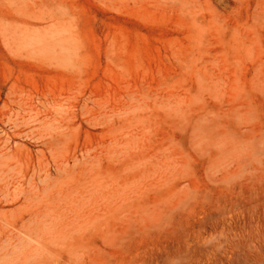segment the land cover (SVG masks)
I'll use <instances>...</instances> for the list:
<instances>
[{
    "label": "rangeland",
    "instance_id": "rangeland-1",
    "mask_svg": "<svg viewBox=\"0 0 264 264\" xmlns=\"http://www.w3.org/2000/svg\"><path fill=\"white\" fill-rule=\"evenodd\" d=\"M0 264H264V0H0Z\"/></svg>",
    "mask_w": 264,
    "mask_h": 264
},
{
    "label": "bare ground",
    "instance_id": "bare-ground-1",
    "mask_svg": "<svg viewBox=\"0 0 264 264\" xmlns=\"http://www.w3.org/2000/svg\"><path fill=\"white\" fill-rule=\"evenodd\" d=\"M21 135V134H20ZM50 142V141H49ZM46 143V142H45ZM57 143H59V142H57ZM3 156V155H2ZM76 159V158H75ZM77 162V161H76ZM89 162V161H88ZM52 187V186H51ZM59 193V192H58ZM35 197V196H34ZM28 201V200H27ZM31 234V233H30ZM7 243V242H6Z\"/></svg>",
    "mask_w": 264,
    "mask_h": 264
}]
</instances>
